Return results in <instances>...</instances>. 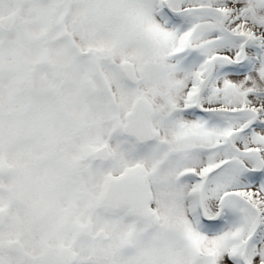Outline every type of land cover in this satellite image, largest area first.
Segmentation results:
<instances>
[{
    "label": "snow or ice",
    "instance_id": "obj_1",
    "mask_svg": "<svg viewBox=\"0 0 264 264\" xmlns=\"http://www.w3.org/2000/svg\"><path fill=\"white\" fill-rule=\"evenodd\" d=\"M0 264H264V0H0Z\"/></svg>",
    "mask_w": 264,
    "mask_h": 264
}]
</instances>
